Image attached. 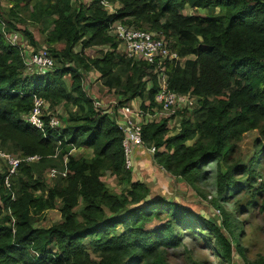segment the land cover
Masks as SVG:
<instances>
[{"label":"trees","instance_id":"obj_1","mask_svg":"<svg viewBox=\"0 0 264 264\" xmlns=\"http://www.w3.org/2000/svg\"><path fill=\"white\" fill-rule=\"evenodd\" d=\"M18 1L32 2L30 18L47 31L46 42L65 43L57 51L49 49L55 58L71 54L69 59L97 70L100 82L124 100L146 94L152 105L158 85L155 72L148 77L149 86L143 78L145 68L152 67L149 63L135 62L117 50L118 40L109 33L114 21L140 20L162 32L180 56L194 55L185 64L167 61L165 70L169 88L197 95L196 107L172 135H166V118L144 123L141 131L144 145L154 146L155 162L188 185L198 188L203 164L227 163L242 132L256 127L264 133V0H106L118 3L112 12L101 0L78 5L72 0ZM185 7L209 11L184 13ZM23 34L36 44L28 29ZM96 37L109 41L112 48L100 50L99 56L85 54L83 49ZM76 44L79 49L74 51ZM20 50L6 40L0 23V148L21 156L39 155L19 163L9 186L0 171V264H168L165 247L181 242L176 225L213 232L227 262L232 241L244 255L238 223L221 201L240 183L236 174H244L251 186L256 157L246 163L229 162L224 171L218 168L212 197L221 210L217 222L181 201L146 199L149 187L124 166L123 130L94 107L79 70L55 64L24 74ZM35 96L47 99L51 109L59 104L76 109L70 117L66 112L65 123L54 129L45 117V133L22 118ZM74 145L90 148L92 155L73 154ZM104 163L125 184L122 190H111L101 180L98 169ZM48 168L55 169L51 183L45 175ZM56 196L61 198L64 219L34 225L36 213L54 206ZM78 196L82 204L73 209ZM163 213L165 218L155 227H146ZM117 224H122L121 231Z\"/></svg>","mask_w":264,"mask_h":264},{"label":"rangeland","instance_id":"obj_2","mask_svg":"<svg viewBox=\"0 0 264 264\" xmlns=\"http://www.w3.org/2000/svg\"><path fill=\"white\" fill-rule=\"evenodd\" d=\"M72 2L74 5H78L79 3L86 4L89 0H72ZM114 4L116 8L118 3ZM0 6L2 9V16L8 23H10V25H7V31L16 30L18 33L20 32L19 34H23V30L28 29L35 40L36 44L33 45L35 48L45 46L48 49H52L53 52L54 50L57 51L64 48L65 43L63 41L57 40L50 43L46 42L47 31L44 29L43 25L30 18L32 2L26 3L18 0H0ZM215 10H217V8H215ZM182 11L184 13L203 14L204 12L209 11V9L185 7ZM139 22L135 21L127 24L139 26V23L140 27L149 28L147 24L140 20ZM109 33L113 34L111 29H109ZM23 36L25 35L23 34ZM26 39L28 40V37H26ZM114 39H116L115 36ZM111 48L112 45L109 41H102L100 37H96L94 40L88 42L83 51L90 56H99L100 50L105 51ZM73 49L74 51L78 50L79 44L74 45ZM69 56L72 55L70 54L68 57L58 55L56 58L52 55L54 58V65L68 64L76 67L81 74V83L84 91L91 98L100 101V104L98 105L99 111L101 113H106L112 119L116 120L117 108L123 106L124 102L127 101L124 100L125 96L115 92L114 89H110L103 85L98 79L99 73L97 70L89 66H84L81 62L74 61L72 58L69 59ZM193 57V54L185 55L179 60V62L185 64L187 59ZM145 70L146 74L143 78L147 80V85L149 86L150 81H148V77L154 73V68H145ZM22 71L24 74L32 73L36 71V68H28L24 66ZM65 78L67 81L70 79L69 75H66ZM143 102V97L135 98V103L141 107V103ZM154 106V104H146L143 108L153 113ZM75 109L76 107L72 105L64 107L59 104L50 110V114L58 119L59 127L65 123L63 117L66 116V112L67 117L68 115L70 117V114L74 112ZM189 113L190 110L185 109L182 110L181 113L176 112L166 116L161 114L157 117L159 119H167L166 135L168 136L177 132L180 127L181 119L187 117ZM133 114L134 113H131V115ZM261 123L264 125V120H262ZM191 141L192 140H188L187 142L189 143ZM235 142L236 144L232 148L229 158H227V163L222 160L218 163L216 160H212L202 165V174L197 182L198 188L188 185L181 178H175L176 176L169 174L166 170L161 168L154 161L153 152L148 149H146V151L149 152V163L145 165V169L141 170V167H137V165L135 166L132 160L129 169L133 172L135 178L138 177V179H140L139 177H141L145 179L147 177L146 179H148L153 185L152 188H149L150 196H147L146 199H154L156 196H163L168 199L181 201L217 222V219L221 218V210L212 202V197L215 196V180L218 168L224 171L229 162L238 160L246 163L250 158L256 157V162L254 164L255 178L251 186L246 184V177L244 174H236L237 179L241 177L239 180L240 183L234 186L221 201L222 207L229 211L232 216H234L235 222L238 223L236 229L239 232L238 242L243 247L244 255L242 256L238 253L236 243L232 241L231 257L229 262H227L226 258L222 255L219 242L213 232L200 227L184 228L176 225L175 231L180 233L181 242L175 246L172 245L165 247L163 254L168 264H253L252 262H260L259 264H264V133H261L256 127L250 128L242 132L241 137ZM142 145L145 148L149 147L145 146L143 141ZM70 151L75 155L82 154L87 157L92 155L91 149L82 145H74ZM48 169L46 170L45 175L47 181L51 183L52 178L47 174ZM145 170L146 173H143L142 171ZM150 170H159L162 175L161 173H158L157 175L156 173L150 172ZM98 172L101 180H103L105 185L111 190L120 191L125 187V184L118 180L116 174L111 171L108 163H104L100 169H98ZM161 177L169 180L168 184H159ZM36 193H40V191H36ZM81 204V197L78 196V204L74 206L73 209H77ZM61 206V198L56 196L54 206L46 207L36 213V221L34 222V225L48 226L63 220L64 216ZM111 214V211L106 209V215L110 216ZM161 217L162 218L156 216L153 217L146 223V227L148 229L155 227L165 218V213H163ZM116 230L121 231L122 224H117ZM85 242H87V239H85ZM90 254L92 258H97L94 253L90 252Z\"/></svg>","mask_w":264,"mask_h":264},{"label":"built area","instance_id":"obj_3","mask_svg":"<svg viewBox=\"0 0 264 264\" xmlns=\"http://www.w3.org/2000/svg\"><path fill=\"white\" fill-rule=\"evenodd\" d=\"M104 7L109 12L115 10L114 2L101 0ZM0 11L2 12L1 6ZM1 29L3 30L6 40L20 47V53L23 56L24 66L28 68H36L38 70H46L54 67V58L51 52L45 46L35 48L29 44V41L19 34L18 31H7L6 23L2 14H0ZM111 31L117 38V50L123 52L135 62L144 61L149 63L156 73L157 89L154 92V110L153 113L147 109L137 105L135 98H131L124 102L123 106L117 108L116 122L123 130V146H124V166L129 168L132 163V152L135 146H142L141 131L142 125L153 119H159V115H170L184 109L191 110L197 105V95L190 91L179 92L169 88L167 82V73L165 66L167 61L181 60L184 56H180L173 49L165 37V35L155 29L141 28L134 25H128L122 21H114L110 26ZM27 43H26V40ZM93 105L98 109L100 101L92 98ZM144 103L149 104V98H144ZM49 101L43 97L35 96L31 109L22 114V118L44 131L45 117L49 125L54 129L58 127V119L50 114L51 108ZM131 113H134L131 115ZM45 132V131H44ZM47 133V132H45ZM143 147V146H142ZM153 152L154 146L148 147ZM39 157L37 154H27L24 156L18 153L8 152L0 148V171L4 172V182L9 186V177L17 170L22 160H35ZM2 167V169H1ZM49 177L55 175V169L50 168L47 171Z\"/></svg>","mask_w":264,"mask_h":264},{"label":"crops","instance_id":"obj_4","mask_svg":"<svg viewBox=\"0 0 264 264\" xmlns=\"http://www.w3.org/2000/svg\"><path fill=\"white\" fill-rule=\"evenodd\" d=\"M147 96H146V94L144 95V97H143V99L144 98H146ZM143 146V145H142ZM142 146H135L134 147V149H133V152H132V156H131V158H132V160H133V163H134V165L136 166L137 165V167H141L140 169L141 170H143V169H145L144 167H145V165L147 164V163H149V159H148V157H149V152L148 151H146V149H148V148H145L144 146L142 147ZM145 148V149H144ZM154 159V158H153ZM155 161V160H154ZM143 166V167H142ZM160 166V165H159ZM161 167V166H160ZM158 169H160L159 167H157ZM162 168V167H161ZM148 170V169H147ZM143 173L145 172L146 173V170L145 171H142ZM148 172H149V170H148ZM150 172H153V173H156L157 175H158V173H161V171L159 172V170H153V171H151L150 170ZM142 174V173H141ZM161 175H162V173H161ZM143 176V175H142ZM174 176V175H173ZM146 177V176H145ZM138 178V177H137ZM140 178V180H142L143 182H145L146 184H147V186L149 187V188H152V184L148 181V179H143V178H141V177H139ZM175 178H181L180 176H176ZM182 179V178H181ZM173 180V179H172ZM183 180V179H182ZM168 181L169 180H167V179H165V178H160V183L159 184H162L163 185V183L164 184H168ZM159 184H157V185H159ZM157 185H155V186H157ZM158 195V194H157ZM160 195V194H159Z\"/></svg>","mask_w":264,"mask_h":264}]
</instances>
